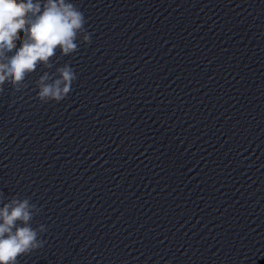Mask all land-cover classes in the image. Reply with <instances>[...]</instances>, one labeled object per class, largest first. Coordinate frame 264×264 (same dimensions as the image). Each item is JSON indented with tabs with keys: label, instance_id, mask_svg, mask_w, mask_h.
Returning a JSON list of instances; mask_svg holds the SVG:
<instances>
[{
	"label": "clouds",
	"instance_id": "9594fccd",
	"mask_svg": "<svg viewBox=\"0 0 264 264\" xmlns=\"http://www.w3.org/2000/svg\"><path fill=\"white\" fill-rule=\"evenodd\" d=\"M86 23L84 13L70 0H0V93L5 83L17 91L26 87V77L40 65L51 69L58 50L62 56L74 54L78 38L91 43ZM76 79L68 64L51 75L44 72L36 81L38 100L63 101ZM0 203V264H19L20 256L43 246L39 237L46 228L32 227L40 209L30 198L14 196Z\"/></svg>",
	"mask_w": 264,
	"mask_h": 264
}]
</instances>
